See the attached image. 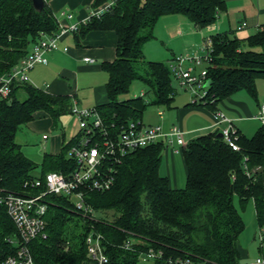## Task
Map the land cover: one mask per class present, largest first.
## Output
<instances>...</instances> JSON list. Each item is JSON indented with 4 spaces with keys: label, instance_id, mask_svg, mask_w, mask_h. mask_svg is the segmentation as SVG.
I'll return each instance as SVG.
<instances>
[{
    "label": "trees",
    "instance_id": "obj_1",
    "mask_svg": "<svg viewBox=\"0 0 264 264\" xmlns=\"http://www.w3.org/2000/svg\"><path fill=\"white\" fill-rule=\"evenodd\" d=\"M102 1L94 0L93 5ZM225 9V0H116L101 15L89 16L80 27L81 34L92 28H112L117 34L116 57L101 63L108 73L107 98L92 106L108 130L113 132L131 120L142 121L148 104L172 105L168 64L145 58L142 50L144 42L153 37L157 18L181 13L203 27ZM58 29L47 0L40 10L33 7L32 0H0V74L26 54L40 32ZM210 38L204 79L209 83L203 84L204 94L190 103L215 110L220 100L241 89L257 99L256 79L264 77V23L247 36L229 30L210 34ZM134 79L148 86L153 94L150 100L144 97L146 90L120 97ZM71 105L70 96L46 92L28 81L12 85L9 97L0 100L1 191L36 194L40 189L32 187L31 180L37 166L42 174L71 168L67 151L72 137L58 152L45 151L39 164L16 141L18 126L31 120L34 111L42 109L57 122L62 114L70 113ZM218 132L199 134L181 147L186 169L182 188L170 187L168 177L160 173L165 143L158 140L122 156L115 164L109 189L85 190L84 201L96 212L91 218L82 217V211L65 196L46 195V237L28 244L34 263L88 264L85 238L91 231L101 235L106 264H140L139 256L148 249L162 253L159 259L150 260L152 264H167L169 258L198 264H241L237 240L245 224L234 197L241 208L252 200L258 228L264 227V124L251 135L237 129V148ZM107 210L113 211L111 220L100 213ZM15 233V225L0 204V261L14 251L15 244L9 239Z\"/></svg>",
    "mask_w": 264,
    "mask_h": 264
},
{
    "label": "crops",
    "instance_id": "obj_2",
    "mask_svg": "<svg viewBox=\"0 0 264 264\" xmlns=\"http://www.w3.org/2000/svg\"><path fill=\"white\" fill-rule=\"evenodd\" d=\"M225 1L226 9L219 13L213 23L203 27L196 26L181 13L160 15L152 27L153 37L144 42L142 46L144 57L165 61L169 66V63L180 55L201 54L205 40L210 37V34L233 30L238 36H247L253 33L259 24L264 23V0ZM47 2L56 16L59 26L76 24L77 28L74 30L67 29L60 34L58 47L46 53V61L37 62L28 70V82L52 94H66L70 96L71 103H75L79 107H92L105 101L107 98L105 82L108 73L101 63L104 60L112 61L116 57L117 34L115 30L112 28H92L83 34L80 33V27L88 19L89 12L97 6L93 5L94 0H47ZM67 12L71 13V16H67L65 14ZM242 21H245L246 24L237 28ZM202 63L205 67V62L202 60L195 65V71L197 66ZM185 64L188 65L189 63L185 62ZM170 71L173 79L175 76L171 69ZM133 81L143 85L142 81L138 79ZM183 87L185 88L184 85ZM144 91L145 88L141 87L139 93L134 91L131 96L142 94ZM188 91L191 93L192 102L194 96L190 90ZM241 91L242 89L220 100L216 109L223 111L226 116L230 117L242 133L251 135L261 124L254 115L257 113L258 102L262 97L249 98L245 92ZM246 93L248 92L246 91ZM173 101L169 109L173 107ZM175 108L176 121L178 122L175 125L180 126L184 131L185 139L219 130L225 124L224 120L216 122L212 110L205 105H193L189 101L187 106L177 107L176 105ZM190 111L200 113L203 119L194 124L187 123L186 117L190 116L188 114L192 113ZM156 115L162 123L164 122L162 124L163 129L166 130L174 124L171 120L165 119L164 111L161 116L156 111ZM36 117L47 119V122L42 124V133L46 132L47 136L44 139L40 136L43 152L38 147L33 149L25 147L22 150L29 158L39 164L45 151L58 152L63 142L74 136L77 132V123L73 114L64 113L58 119L61 122L58 127L60 131L53 132L52 130L57 128V122H53L50 115L42 109L34 111L33 118L26 123L32 124ZM248 121L255 123H247ZM70 123L71 125H69ZM159 171L168 177L170 187L182 188L185 185L186 169L181 148L177 149L175 145H164ZM40 172L38 166L32 171L35 175ZM238 250L240 257H243L245 250L241 247Z\"/></svg>",
    "mask_w": 264,
    "mask_h": 264
},
{
    "label": "built area",
    "instance_id": "obj_3",
    "mask_svg": "<svg viewBox=\"0 0 264 264\" xmlns=\"http://www.w3.org/2000/svg\"><path fill=\"white\" fill-rule=\"evenodd\" d=\"M116 0H104L101 4L91 9V15L99 16L108 10ZM71 16V13H65ZM242 21L237 28L245 25ZM76 24L60 25L53 33L40 32L24 56L6 73L0 74V100L9 97L12 85L15 82L28 81V70L37 62L46 61V53L58 47L59 36L67 29H76ZM203 51L198 55H180L169 63L173 75L182 85L193 94L192 101H197L204 94L203 84L206 68L195 71V65L208 59L211 50V38L207 37L203 45ZM87 59V58H86ZM185 62L189 64L186 65ZM216 122L225 121L219 129L223 138L234 148L237 127L231 118L223 111L211 109ZM161 116L163 111L159 109ZM70 113L76 117L77 132L72 136L73 142L68 146L67 154L72 160V166L66 171L47 170L39 173L31 180V186L39 188L40 192L13 193L0 190V204L16 228L14 239H9L15 244L14 251L7 255L0 264H35L29 250L30 241L46 237V221L44 214L47 210L45 196L56 194L65 196L76 209L83 214L92 213V208L84 201L85 192L88 190L104 191L114 182L115 164L121 157L132 150L146 144L162 140L166 146L181 148L186 139L183 130L178 125H172L163 129L161 125L145 124L142 121L131 120L121 124L113 132L106 128L103 118L94 107H79L72 103ZM260 123L264 124V98L254 115ZM47 133L43 132L42 139ZM86 190V191H85ZM86 257L88 264H106L107 256L101 244V235L88 233L85 238ZM160 250L148 249L139 256L141 260L159 259ZM167 264H198L189 259H167ZM262 258L257 257L254 264H262Z\"/></svg>",
    "mask_w": 264,
    "mask_h": 264
},
{
    "label": "rangeland",
    "instance_id": "obj_4",
    "mask_svg": "<svg viewBox=\"0 0 264 264\" xmlns=\"http://www.w3.org/2000/svg\"><path fill=\"white\" fill-rule=\"evenodd\" d=\"M229 31V30H227ZM224 32V31H221ZM141 64V63H140ZM204 66V63L200 64L197 66V70L200 69L201 67ZM143 85H140V83H138L137 81H133L132 84L129 87V90L127 92H124L122 94H120V97H127V96H131L133 94L134 91H136V93H139L140 88H145V92H144V97L147 100H150L153 96V94L151 93V91H148V86L142 82ZM172 87L175 91V98L173 101V107H171L169 109V107L165 106V105H155V104H148L146 109L143 111L142 114V121L145 124H150V125H161L164 123L161 122V120L159 119V117L156 115V111H158L159 109H161L162 111L165 112V119L166 120H171L172 123H174L173 125H175L176 123L178 124V122L176 121V116H175V106L177 105V107H184L187 106L188 102H191V96H190V92L187 90V87H183V85H181L180 81L177 80L175 77H173L172 79ZM241 92H245V94H247V96L249 98H251L252 96L249 95V93H246V91H241ZM256 92H257V96L259 97H264V77H259L256 79ZM253 98V97H252ZM192 112V111H190ZM190 116L186 117V122L187 123H196L200 120L203 119V116L200 113H197L196 111L192 112V113H188ZM170 116V117H169ZM44 122H47V119L42 118V117H36L35 121L31 124V123H22L18 126L17 132H16V140L18 142H20L21 144V148H25L28 147L30 149L33 148H40L41 151L43 150L42 146H41V133H42V124ZM250 122H254V121H248L247 123ZM60 121L57 120V128H54L52 131L53 132H59V126H60ZM255 123V122H254ZM71 125V123L69 124ZM172 126V125H171ZM187 136V135H186ZM188 137V136H187ZM188 139H186L187 141ZM43 152V151H42ZM27 193V192H24ZM30 193V192H28ZM30 194H34V193H30ZM51 201V200H50ZM234 203L235 206L237 207V209L239 210L243 220H244V230L241 232V234L238 237L237 240V246L238 248L241 247V249H244V256L240 257V262L241 264H252L254 263L255 259L257 257H260L263 259L264 261V241L263 237H264V227L262 228H258L257 222H256V218H255V214H254V208H253V203L252 200H248V202L246 203L245 207L241 208L238 202V198L235 196L234 197ZM103 216V218L107 219V220H111L112 219V210H107V211H103L100 212ZM92 214H96V212L91 213V215H87V214H83L82 213V217H89L91 218ZM91 232V231H90ZM132 242H136V239L131 240ZM69 245V243H66L65 248ZM262 245V246H260ZM141 260V259H139ZM140 264H152V262L150 260H142L140 262Z\"/></svg>",
    "mask_w": 264,
    "mask_h": 264
},
{
    "label": "water",
    "instance_id": "obj_5",
    "mask_svg": "<svg viewBox=\"0 0 264 264\" xmlns=\"http://www.w3.org/2000/svg\"><path fill=\"white\" fill-rule=\"evenodd\" d=\"M32 5L36 10H40L44 5V0H32ZM209 80H206L204 84H208ZM218 135H221V132H218Z\"/></svg>",
    "mask_w": 264,
    "mask_h": 264
}]
</instances>
